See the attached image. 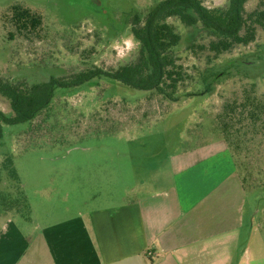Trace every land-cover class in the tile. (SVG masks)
Wrapping results in <instances>:
<instances>
[{
    "label": "rangeland",
    "instance_id": "1",
    "mask_svg": "<svg viewBox=\"0 0 264 264\" xmlns=\"http://www.w3.org/2000/svg\"><path fill=\"white\" fill-rule=\"evenodd\" d=\"M158 1L0 0V79L43 83L85 68L112 70L133 63L140 43L131 30L132 13L145 14ZM226 2L202 0L207 7H222ZM16 4L42 15L38 36L16 32L7 16L8 8ZM257 8L264 9V0L245 3L247 13ZM167 23L181 36L177 62L182 64L184 80L174 95L180 96L179 101L154 91L117 86L109 93L103 87L76 88L61 93L47 117L42 113L30 122L3 127L0 163L10 159L26 206L22 210V202L2 206L6 211H0V221L12 217L29 240V251L20 264H46L45 241L31 236V230L40 235L46 229L47 214L54 213L48 211L50 207L58 206L63 214L76 213L84 205L101 209L133 205L141 215L146 203L157 210L176 206L172 187L182 186L176 177L192 159L184 154L224 141L217 120L223 104L245 87H253L264 99L261 27L257 26L254 41L216 55L209 50L210 37L200 24L187 27L175 17ZM207 84L209 90L197 95ZM188 92L194 95L186 96ZM0 111L12 113L1 95ZM262 132L253 135L261 143L248 144L245 159L254 164L251 186L255 190L250 188L246 196L241 240L229 264H238L242 245H250L253 256L258 241L263 247L259 261L264 264V189L258 190L264 183ZM10 182L17 181L6 178V184ZM14 192L0 186V202L1 195ZM254 263L252 259L240 264Z\"/></svg>",
    "mask_w": 264,
    "mask_h": 264
},
{
    "label": "crops",
    "instance_id": "2",
    "mask_svg": "<svg viewBox=\"0 0 264 264\" xmlns=\"http://www.w3.org/2000/svg\"><path fill=\"white\" fill-rule=\"evenodd\" d=\"M224 142L184 154L192 159L176 177L183 184L172 187L177 204L170 209L146 203L140 215L133 205H84L62 214L50 207L54 213L47 214L46 229L40 235L31 230L45 241L46 264H229L241 240L246 194ZM29 248L13 219L0 221V264L23 263ZM249 249L242 245L238 264L252 259L261 264L262 244L258 241L253 256Z\"/></svg>",
    "mask_w": 264,
    "mask_h": 264
},
{
    "label": "trees",
    "instance_id": "3",
    "mask_svg": "<svg viewBox=\"0 0 264 264\" xmlns=\"http://www.w3.org/2000/svg\"><path fill=\"white\" fill-rule=\"evenodd\" d=\"M247 1L227 0L222 7H207L202 0H160L145 14L132 13L131 30L140 43L139 54L133 63L112 70L85 68L69 77L51 78L43 83L29 84L25 80L0 79V95L8 100L12 110L11 115L0 111V140L5 136L4 126L30 122L42 113L47 117L48 109L54 105V101H58L60 94L73 93L76 88L96 87L102 90L103 87V91L109 93L117 86L127 91H154L172 102L179 101L180 96L174 95L179 82L184 80L182 64L177 62V47L181 36L167 23V19L175 17L187 27L200 24L210 37L209 50L218 55L235 46L247 45L254 41L257 26L264 30V9L257 8L247 13L245 10ZM8 11L7 16L18 34L38 36L42 27L41 14L19 4L10 6ZM209 85L207 84L201 93L196 94L200 95L209 90ZM255 92L253 87H245L238 97L225 102L217 114L235 173L246 196L251 193L250 188L254 189L251 183L255 178L254 164L245 159L250 153L248 144L254 141L261 143L262 140L254 139L253 135L264 130V99ZM185 95L191 96L194 92ZM19 131L11 130L13 133ZM253 150L258 151L259 148L255 147ZM5 159L9 162L4 160L0 163V186L15 192L1 195L0 211H6L2 206L11 207L17 202L23 203L20 208L22 210L26 206V201L21 195L16 175L11 170L10 159ZM6 178L17 182L6 184ZM263 189L264 183L258 190Z\"/></svg>",
    "mask_w": 264,
    "mask_h": 264
},
{
    "label": "bare ground",
    "instance_id": "4",
    "mask_svg": "<svg viewBox=\"0 0 264 264\" xmlns=\"http://www.w3.org/2000/svg\"><path fill=\"white\" fill-rule=\"evenodd\" d=\"M9 106H10V105H9ZM3 113H4V112H3ZM11 114H12V113H11ZM11 114H10V115H11ZM10 218L12 219V217H10Z\"/></svg>",
    "mask_w": 264,
    "mask_h": 264
}]
</instances>
